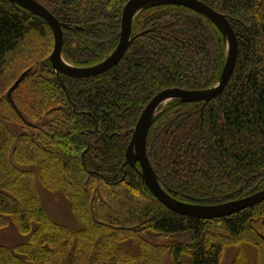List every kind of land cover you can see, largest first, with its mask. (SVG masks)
Returning <instances> with one entry per match:
<instances>
[{
    "label": "trees",
    "instance_id": "trees-1",
    "mask_svg": "<svg viewBox=\"0 0 264 264\" xmlns=\"http://www.w3.org/2000/svg\"><path fill=\"white\" fill-rule=\"evenodd\" d=\"M38 1L69 24V63L96 64L119 43L129 0ZM201 1L235 31L234 70L205 105L167 103L149 129L147 154L175 198L216 204L264 188V0ZM133 37L101 74H57L49 23L0 0V231L18 237L0 244V264H163L167 252L174 264H220L230 246L232 264H264V200L221 218L188 216L159 201L126 163L139 116L158 92L218 81L227 54L221 31L185 5L161 4L135 17ZM59 196L74 224L45 205Z\"/></svg>",
    "mask_w": 264,
    "mask_h": 264
},
{
    "label": "water",
    "instance_id": "water-1",
    "mask_svg": "<svg viewBox=\"0 0 264 264\" xmlns=\"http://www.w3.org/2000/svg\"><path fill=\"white\" fill-rule=\"evenodd\" d=\"M9 1L44 18L49 23L55 39L54 49L50 55L53 69L57 74L63 73L73 77L98 75L113 68L124 57L134 39L133 25L135 17L146 8L161 4H178L185 5L205 15L219 28L228 49L225 64L217 83L205 89H185L177 86L158 92L144 107L139 116L132 134V139L126 150V161L132 167H136L137 162L140 163L142 180L159 201L171 210L188 216L203 219L221 218L264 200V189L246 197L216 204L193 203L177 199L161 185L147 154V135L156 114L162 107L172 100L182 102L203 101L205 105L208 101L219 95L225 88L234 70L238 52L235 31L225 14L215 10L201 0H129L123 8L121 37L115 49L102 61L90 66L79 67L66 61L62 53L64 43L63 28L68 27L69 24L60 21L46 6L37 0ZM29 71L26 70L21 73L11 86L8 91V97L10 99H12V92L23 81Z\"/></svg>",
    "mask_w": 264,
    "mask_h": 264
},
{
    "label": "rangeland",
    "instance_id": "rangeland-1",
    "mask_svg": "<svg viewBox=\"0 0 264 264\" xmlns=\"http://www.w3.org/2000/svg\"><path fill=\"white\" fill-rule=\"evenodd\" d=\"M38 2H40V1H38ZM8 124H9V126L11 128H13V130L15 132H18V125L17 124H15V123H8ZM64 199L65 198L62 197V196H59V198L57 200H52V198H47V201H46L45 205L51 211L50 214L54 215L53 217H55L57 220H59V221H61L63 223H65V222H67V223L71 222L72 223L73 222L72 214L70 213L67 200L66 199L64 200ZM44 203H45V200H44ZM74 223H75V220H74L73 224ZM67 225H69L70 227L74 226V225H70V224H67ZM13 230L14 229L9 228V229H5L3 231H0V244H7V245L11 246V245L16 243V242H14V243L12 242L13 241L12 240L13 237L16 236V233ZM15 239H18V237H15ZM15 239H14V241H15ZM7 242H9V243H7ZM242 249L247 254H249V256L250 255H255L256 249H255L254 246L244 245ZM236 253H237V250H236L235 247H233V246L228 247L226 249L223 257H222V261H221L220 264H232L234 259H235V257H236ZM163 264H174L173 260H172V257L169 255L168 252L163 258Z\"/></svg>",
    "mask_w": 264,
    "mask_h": 264
}]
</instances>
